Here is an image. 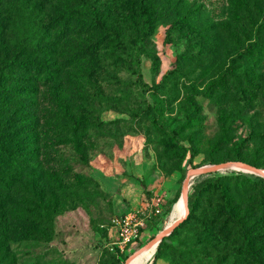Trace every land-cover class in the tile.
<instances>
[{"label": "rangeland", "instance_id": "rangeland-1", "mask_svg": "<svg viewBox=\"0 0 264 264\" xmlns=\"http://www.w3.org/2000/svg\"><path fill=\"white\" fill-rule=\"evenodd\" d=\"M0 2V264H121L190 169L264 168V0ZM236 167L189 178L229 208L204 189L143 264H264V176Z\"/></svg>", "mask_w": 264, "mask_h": 264}, {"label": "trees", "instance_id": "trees-1", "mask_svg": "<svg viewBox=\"0 0 264 264\" xmlns=\"http://www.w3.org/2000/svg\"><path fill=\"white\" fill-rule=\"evenodd\" d=\"M1 1V0H0ZM2 3L0 2V5ZM37 37H39L35 42L36 43H32L30 44L31 46L30 47H34L37 45V43L39 42L40 40V35H38ZM36 69V68H35ZM40 71V69H39ZM39 74V72H37ZM7 73H5L4 71L0 70V80L3 79V76L6 75ZM34 82H37L36 80H33ZM11 100L9 98V96L7 95L6 91L3 89V83L0 82V113H3L5 112V109H4V105L9 103ZM10 104V103H9ZM12 116H8V117H5V116H2L0 114V127L3 126V127H8L9 124L11 123V118ZM209 187H212L213 189H218L219 191V195H220V198L221 200L223 201L222 204L224 207H228L229 208V201H228V196L224 190V188L221 186V184L219 183L218 181V177H211V178H208V179H204L201 181V183L196 186L187 196V200H188V212L186 214V216L183 218L185 219L188 215L192 214L194 212V209L197 205V202H198V198H199V195L201 194V192L206 189V188H209ZM174 229V228H173ZM173 229L168 233L170 234ZM167 234V235H168ZM167 235H164L161 240L159 241V244L157 246V248L161 245L162 241H163V238ZM157 248L155 250L154 253H157Z\"/></svg>", "mask_w": 264, "mask_h": 264}, {"label": "water", "instance_id": "water-1", "mask_svg": "<svg viewBox=\"0 0 264 264\" xmlns=\"http://www.w3.org/2000/svg\"><path fill=\"white\" fill-rule=\"evenodd\" d=\"M234 162H239V161H233V160H229V161H225V162H222V163H219V164H213V165H210V166H203V167H196V168H193V169H190L185 178H184V181H183V189H182V193L185 195V200H186V205H185V210H184V213L183 215L175 218L171 223L169 224H166L163 228L164 230H160L159 232H157L155 234V236H158L159 237V240H161V238L164 236V235H167L173 228L174 226H176L187 214L188 212V206H187V189H188V183H189V178L191 177V175L193 174H196V173H200V172H204L206 170H209V169H217V168H222V167H225L226 165L230 164V163H234ZM243 163V162H242ZM247 169H250L251 171H256L258 174L264 176V168L262 167H259V166H255V165H252V164H246V163H243ZM151 240V239H150ZM146 243L142 244L137 250H135L132 254H129L127 256V258L125 259L124 262H122L121 264H126V262L133 256L135 255L138 251H140L143 246L145 245Z\"/></svg>", "mask_w": 264, "mask_h": 264}, {"label": "bare ground", "instance_id": "bare-ground-1", "mask_svg": "<svg viewBox=\"0 0 264 264\" xmlns=\"http://www.w3.org/2000/svg\"><path fill=\"white\" fill-rule=\"evenodd\" d=\"M240 164V165H238ZM236 166H240L245 170H250L247 169L246 166L243 163H238V162H234V163H230L228 165H226L223 168L226 167H231V168H237ZM240 169V168H237ZM254 171V170H253ZM256 172V171H255ZM192 176V175H191ZM185 205H186V200H185V195L182 193V197L177 201L174 211H173V215H174V219L183 215L184 210H185ZM164 230V228L162 229ZM159 237L156 236L154 237L152 240H150L148 243H146L145 246H143L142 250L137 254L133 255L127 262L126 264H143L145 261H147L149 258L152 257V255L154 254L158 244H159Z\"/></svg>", "mask_w": 264, "mask_h": 264}, {"label": "built area", "instance_id": "built-area-1", "mask_svg": "<svg viewBox=\"0 0 264 264\" xmlns=\"http://www.w3.org/2000/svg\"><path fill=\"white\" fill-rule=\"evenodd\" d=\"M127 222V220H123V225L120 226V242L123 244L129 242L131 237L135 235V233H133V230L127 227Z\"/></svg>", "mask_w": 264, "mask_h": 264}]
</instances>
